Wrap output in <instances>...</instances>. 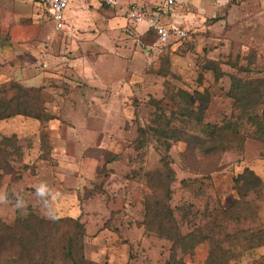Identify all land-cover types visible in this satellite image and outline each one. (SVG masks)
I'll return each mask as SVG.
<instances>
[{
    "label": "rangeland",
    "instance_id": "374dc122",
    "mask_svg": "<svg viewBox=\"0 0 264 264\" xmlns=\"http://www.w3.org/2000/svg\"><path fill=\"white\" fill-rule=\"evenodd\" d=\"M177 1L182 5L191 0ZM242 1L190 3L191 17L181 27L187 35L163 44L151 31L138 40L133 32L135 22L127 25L130 19L122 9H111L96 0H70L61 31L43 5L0 0V85L20 81L19 76L16 79L6 72L16 60L26 74L42 73L43 98L63 127V136L57 138L50 135L49 126L44 133L39 121L31 117L0 120V217L12 222L30 208L45 218L81 215L87 228L84 244L88 258L107 264H166L171 242L148 234L142 224L143 198L151 192L147 172L162 168L161 152L152 134L140 148L135 142H141L140 127L151 126L161 116L173 120V126L206 137L202 125L193 121L184 126L182 116L172 117L175 103L170 102V95L165 96L167 86L172 92L177 88L190 92L207 89L211 103L206 123L221 125L233 119V99L227 92L230 75L238 69L232 65L245 66L250 60L249 69L237 74L264 76V39L251 40L254 34L250 29L232 30L228 23L247 14L264 16L256 0L249 8ZM125 2L142 6L144 1ZM212 16L219 20L206 21ZM166 56L171 74L164 76L157 70ZM209 58L220 60L227 72L219 82L212 71H204ZM152 98L161 101L152 104ZM239 126L245 134L254 132L245 120L239 121ZM246 146L244 153L234 147L221 159L217 155L204 158V152L198 150V161L188 167L182 156L186 142L173 144L170 156L176 178L171 185L172 206L183 233L194 225L203 226L205 233L210 231V226L204 225H211L222 208L233 210L229 219L223 213L218 216L224 221L220 236L223 231L264 225V186L234 207L239 198L234 178L245 166L256 169L264 180V142L250 137ZM110 152L117 156L100 172ZM44 155L48 159H43ZM100 183L101 192L86 194ZM184 211H189L187 218ZM237 215L240 218L236 219ZM209 249L210 243L205 241L186 260L202 264ZM261 254L264 246L237 249L232 264H248Z\"/></svg>",
    "mask_w": 264,
    "mask_h": 264
},
{
    "label": "trees",
    "instance_id": "16d2710c",
    "mask_svg": "<svg viewBox=\"0 0 264 264\" xmlns=\"http://www.w3.org/2000/svg\"><path fill=\"white\" fill-rule=\"evenodd\" d=\"M217 20L219 18L213 16L206 21L214 23ZM172 40L173 37L165 44L171 43ZM163 61L164 64L158 68L157 73L164 76L171 74L169 57H164ZM252 63L247 60L245 66L235 63L232 66L238 69L237 73H242L247 71ZM203 68L204 71L213 72L215 82H219L227 75L220 60L209 58ZM237 73L230 75V88L227 92V95L233 99L231 115L233 119L221 125L204 121L205 113L211 103L207 89L202 91L195 89L190 92L177 88L172 92L168 86L165 88V96L170 95V102L175 103L171 112L172 117L182 116L180 122L182 125L185 124L184 126L193 121L202 125L206 137L193 135L182 126H173V120L170 118L166 120L164 116L154 119L151 126L139 129L141 142L136 140L135 147L144 146L145 144L141 143L152 134L150 137L157 140L156 144L161 152L162 168L147 172V184L151 186V192L146 193L143 198L145 217L142 224L148 234H154L171 242L166 264H189L186 257L192 256L197 246L205 241H209L210 249L202 264H232L236 259L237 249L252 250L264 246V225L256 228H236L232 232L223 231V235H219L221 230H224V221L219 220L218 216L223 213L225 219H229L233 208H222L211 225L207 222L204 226H210V231L205 233L203 226L194 225L192 230L183 233L172 206L171 185L176 178V171L170 151L174 143L186 142L187 148L182 156L188 163L187 166L192 167L194 160L198 161L196 156L198 150L204 152V158L206 155H217L221 159L224 153L234 147L244 153L247 139L250 137L264 142V76L244 78ZM44 91L43 84L28 86L17 80L0 85V120L17 115L31 117L39 121L45 133L49 123L57 116L48 109L43 98ZM151 101L152 104L153 102L158 104L161 100L152 98ZM241 120L254 127L252 134L241 132L239 126ZM145 129L146 132L141 134ZM116 156L117 154L110 152L100 172L106 170V165ZM42 158L48 159L46 155ZM234 182L239 193L234 207L247 201L248 197L257 194L264 186L262 177L249 166L244 167L243 171L234 178ZM102 185V183L95 184V188L86 190V194L93 196L101 192ZM189 211H184V218H187ZM238 218L239 215L236 216V219ZM213 228L216 230L213 231ZM86 233V224L81 215L45 218L30 208L26 214H17L12 222L0 217V264H107L86 256L84 244ZM248 264H264V254Z\"/></svg>",
    "mask_w": 264,
    "mask_h": 264
},
{
    "label": "crops",
    "instance_id": "0c3cea01",
    "mask_svg": "<svg viewBox=\"0 0 264 264\" xmlns=\"http://www.w3.org/2000/svg\"><path fill=\"white\" fill-rule=\"evenodd\" d=\"M93 1H95V0H93ZM143 1H144L143 5L140 6V7H143L146 10H151V9L155 8L158 5L160 0H143ZM229 1L230 0H227L226 5L229 4ZM252 1H255V0H243L242 2L245 3L243 6L246 5V7H248V8L249 7H253L254 3H252ZM97 2H99V1H97ZM194 2H196V0L195 1L191 0V1H188L187 3H185V4H182V5L179 4L178 5V1H177V6H176L175 10L173 11V13L172 14H163L161 16V18L163 17L162 21L167 26L175 25V26L182 27L183 25H187L188 24V20L187 19H189L191 17L190 16L191 12H188V10H189L188 8L191 5L190 3H192V5H194ZM91 3H92V0H91ZM99 3H101V2H99ZM124 3H125V5H127L129 3L138 4L137 2H128L127 3V2H125V0H124ZM33 4H36V3L33 2ZM255 4L257 5V7L259 6V9H261L262 12L264 11V0H256ZM36 5L38 6V4H36ZM107 7H109V6H107ZM109 8H111V7H109ZM111 9H113V8H111ZM187 12H188V14H187ZM105 13H109V12L106 11ZM117 13H119V12H117ZM123 15L127 17L126 14L123 13ZM254 19H256V20H254ZM129 22H131V20H128L127 25H130ZM228 23L232 24V27H233L232 30L238 28V29H240V32H244L245 30L248 31L250 29L251 30V34L252 35L254 34V36L250 38L251 40L255 39V41L257 42L259 40H263L264 39V37H263L264 36V16L262 14L261 15H257L255 18H252V17L249 16V14H247L246 16H243L240 19H236V18L233 19V20L229 19ZM253 23L256 24L255 27L252 26ZM134 26H135V31H133V32L136 33V35H138V40L141 38V35L144 36L149 31L153 32V30H150L148 25L146 23H144V22L137 23V24L134 23ZM136 26H138V27H136ZM247 27H249V28H247ZM59 31H61V30H59ZM133 32H130V33L132 34ZM51 37L52 36H49V38H51ZM45 64H47V63H45ZM9 65H10V63H9ZM11 68H12V70H11ZM6 72L10 73V74L11 73L14 74L16 79L20 78V81L22 83L28 85V86H39V85L44 84L43 80L45 78H44V75L42 73L41 74H36V76L26 74L25 72H23V69L18 64V60L15 61L14 67L7 66ZM16 76H19V78H17ZM53 113H55V111H53ZM57 121H59V123H57ZM49 132H50L51 136L57 137V138L58 137L61 138L63 136V127H62V124H61V120H59L57 118L52 120L50 122V125H49ZM246 150H247V146H246ZM254 170L260 175V173L256 169H254Z\"/></svg>",
    "mask_w": 264,
    "mask_h": 264
},
{
    "label": "built area",
    "instance_id": "2783aa9c",
    "mask_svg": "<svg viewBox=\"0 0 264 264\" xmlns=\"http://www.w3.org/2000/svg\"><path fill=\"white\" fill-rule=\"evenodd\" d=\"M37 2L47 9V12L53 17L56 29L61 30L64 27V10L70 0H28ZM113 9H122L127 17L135 23H146L149 29L156 34L158 42L167 43L172 37H184L187 35L186 30L179 26H167L161 16L163 14H172L177 6V0H160L158 5L146 10L136 3L125 5L124 0H97Z\"/></svg>",
    "mask_w": 264,
    "mask_h": 264
}]
</instances>
